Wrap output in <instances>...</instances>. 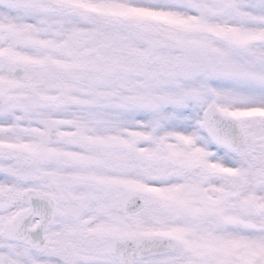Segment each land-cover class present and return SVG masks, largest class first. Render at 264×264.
<instances>
[{
    "label": "snow or ice",
    "instance_id": "obj_1",
    "mask_svg": "<svg viewBox=\"0 0 264 264\" xmlns=\"http://www.w3.org/2000/svg\"><path fill=\"white\" fill-rule=\"evenodd\" d=\"M0 264H264V0H0Z\"/></svg>",
    "mask_w": 264,
    "mask_h": 264
}]
</instances>
